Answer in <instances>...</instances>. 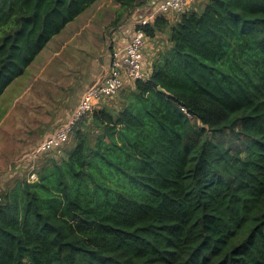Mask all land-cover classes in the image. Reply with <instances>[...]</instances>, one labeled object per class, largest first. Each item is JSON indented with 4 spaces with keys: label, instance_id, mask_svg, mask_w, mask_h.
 I'll use <instances>...</instances> for the list:
<instances>
[{
    "label": "trees",
    "instance_id": "1",
    "mask_svg": "<svg viewBox=\"0 0 264 264\" xmlns=\"http://www.w3.org/2000/svg\"><path fill=\"white\" fill-rule=\"evenodd\" d=\"M96 1L0 0V96ZM142 30L169 45L146 77L0 192V264H264V0Z\"/></svg>",
    "mask_w": 264,
    "mask_h": 264
},
{
    "label": "rangeland",
    "instance_id": "2",
    "mask_svg": "<svg viewBox=\"0 0 264 264\" xmlns=\"http://www.w3.org/2000/svg\"><path fill=\"white\" fill-rule=\"evenodd\" d=\"M199 1L194 0L192 8ZM118 6L110 0H98L90 6L54 36L24 74L0 96V162L9 158L0 176V192L12 186L17 179H26L46 159L60 160L74 145L72 133L61 148L37 154L34 159L23 158L64 122L77 90L89 87L105 76L114 50L130 34L132 26L128 24L134 23V15H137L132 16L131 12L137 13L141 8L124 12L116 21ZM167 41L163 35L156 41L147 40L149 55L155 52L153 57H148V64L168 48ZM129 85L130 82L123 89ZM118 95L104 100L100 106H116ZM19 159L22 168L15 170L13 165ZM9 166L13 167L10 173L7 170ZM11 172L16 173L11 176Z\"/></svg>",
    "mask_w": 264,
    "mask_h": 264
},
{
    "label": "built area",
    "instance_id": "3",
    "mask_svg": "<svg viewBox=\"0 0 264 264\" xmlns=\"http://www.w3.org/2000/svg\"><path fill=\"white\" fill-rule=\"evenodd\" d=\"M194 0H162L151 15L138 18L133 27L132 36L123 49L112 55L109 70L105 76L89 86L79 98L70 116L58 125L43 141L23 158H35L37 154L56 150L66 144L75 128L101 102L115 96L127 83L146 77L144 70V51L149 39L142 27L150 24L156 17L167 14H181L192 9ZM184 110V109H182ZM34 171L29 174L28 181H35Z\"/></svg>",
    "mask_w": 264,
    "mask_h": 264
},
{
    "label": "crops",
    "instance_id": "4",
    "mask_svg": "<svg viewBox=\"0 0 264 264\" xmlns=\"http://www.w3.org/2000/svg\"><path fill=\"white\" fill-rule=\"evenodd\" d=\"M162 0H144V2H143V4H141V5H139V6H137V7H140L141 6V8H139V10L137 11V13L136 12H131V15L133 14H137V15H134V21H132V22H134L135 23V20H137L138 18H140V17H146L147 15H151L152 13L151 12H153V10L154 9H156L157 8V6H158V4L161 2ZM98 1H96L94 4H96ZM94 4L92 5V6H94ZM91 6V7H92ZM136 7V8H137ZM129 15V14H128ZM132 15V16H133ZM80 16V15H79ZM78 16V17H79ZM77 17V18H78ZM164 18L165 19H167L168 21H169V23L170 24H173L174 22H176L177 21V19H178V17H177V15L176 14H167V15H165L164 16ZM72 22H74V21H72ZM71 22V23H72ZM134 23H132L131 25H130V23L128 24V26H132V29L130 30V34H129V36H127L128 38H126V39H123L122 40V44H118V47L114 50V52H113V54L115 53V52H117V51H119V50H121V49H123L124 48V46L128 43V41L130 40V37L132 36V31H133V27H134ZM70 24V23H69ZM160 35H163V36H166V38L168 39V34L167 33H160V32H157L156 33V35H155V37L154 38H149V39H151L152 41H156V39H158L159 38V36ZM168 42V41H167ZM156 43V42H155ZM157 51H158V49H157ZM41 53H42V51H41ZM40 53V54H41ZM149 53H150V49H149V47H148V49L146 48L145 49V51H144V64H145V66H144V70H145V74L147 73V69H148V66L147 65H149L148 64V62H146L147 60H148V57L149 56H151V57H153L155 54V52H152L151 53V55H149ZM39 54V55H40ZM38 55V56H39ZM112 58V57H111ZM111 58H110V61H111ZM152 62V61H151ZM32 65V64H31ZM30 65V66H31ZM109 66H110V62H109V64H108V66H107V69H106V72L109 70ZM128 84V83H127ZM130 85H132V83H130ZM88 88V86L87 87H85V86H83V87H81V89L79 88L78 90H77V93H76V96H75V100H74V102L72 103V105H71V107H70V109H69V111L67 112L68 114L66 115V117H65V119L63 120V121H65L69 116H70V114H71V112H72V110L74 109V107L76 106V104H77V102H78V100H79V98L81 97V95H82V93L86 90ZM102 104V102L100 103V105ZM99 105V106H100ZM46 137V136H45ZM11 156H13V153L11 154ZM23 157V156H22ZM9 161V158H5V162H0V176L2 175V173H3V171H4V168H5V165H6V163ZM19 164L22 166V163H21V159H19L18 160V162L16 163L15 162V164L13 165L14 166V168H15V170H18L21 166H19ZM22 168V167H21ZM7 170H8V172L10 173V171H12L13 170V167L12 166H9L8 168H7ZM14 170V171H15ZM16 172H11V176L12 175H14Z\"/></svg>",
    "mask_w": 264,
    "mask_h": 264
},
{
    "label": "water",
    "instance_id": "5",
    "mask_svg": "<svg viewBox=\"0 0 264 264\" xmlns=\"http://www.w3.org/2000/svg\"><path fill=\"white\" fill-rule=\"evenodd\" d=\"M158 90H159V91H161V92H164V90H163V89H161L160 87H158Z\"/></svg>",
    "mask_w": 264,
    "mask_h": 264
}]
</instances>
